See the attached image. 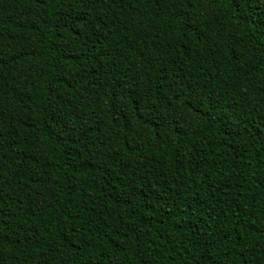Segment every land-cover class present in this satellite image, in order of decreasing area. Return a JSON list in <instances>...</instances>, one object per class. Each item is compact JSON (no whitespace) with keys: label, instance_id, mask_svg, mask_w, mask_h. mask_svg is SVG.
<instances>
[{"label":"trees","instance_id":"obj_1","mask_svg":"<svg viewBox=\"0 0 264 264\" xmlns=\"http://www.w3.org/2000/svg\"><path fill=\"white\" fill-rule=\"evenodd\" d=\"M0 264H264V2L0 0Z\"/></svg>","mask_w":264,"mask_h":264},{"label":"snow or ice","instance_id":"obj_2","mask_svg":"<svg viewBox=\"0 0 264 264\" xmlns=\"http://www.w3.org/2000/svg\"><path fill=\"white\" fill-rule=\"evenodd\" d=\"M262 2H264V0H262Z\"/></svg>","mask_w":264,"mask_h":264}]
</instances>
